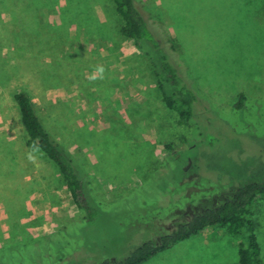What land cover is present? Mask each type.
<instances>
[{
    "label": "rangeland",
    "instance_id": "374dc122",
    "mask_svg": "<svg viewBox=\"0 0 264 264\" xmlns=\"http://www.w3.org/2000/svg\"><path fill=\"white\" fill-rule=\"evenodd\" d=\"M143 2L158 55L196 96L188 123L162 101L148 57L120 36L113 0H0V70L11 75L0 73V136L46 166L41 218L31 222L22 177L0 176L7 235L0 264L123 260L160 226L214 206L245 183H264L263 1ZM19 90L77 160L93 220L76 208L57 166L22 148ZM254 212L264 253V200ZM238 245L225 229L210 228L144 264H239Z\"/></svg>",
    "mask_w": 264,
    "mask_h": 264
},
{
    "label": "trees",
    "instance_id": "16d2710c",
    "mask_svg": "<svg viewBox=\"0 0 264 264\" xmlns=\"http://www.w3.org/2000/svg\"><path fill=\"white\" fill-rule=\"evenodd\" d=\"M262 1L264 3V0ZM113 2L123 22L120 28V36L132 40L136 48L148 57L153 67L157 87L162 95V101L168 109L178 113L181 125L188 123L194 117L192 106L196 101V96L184 85L176 68L168 62L167 57L164 54L161 57L158 55L162 46H158L157 40L153 38L150 32L153 26V15L149 13L145 2L143 0H113ZM115 51H118L117 48ZM67 63L68 61H63L59 65L60 75L63 76V79L66 78L65 67L68 66ZM24 64L25 62L22 61V66ZM36 65L39 69L44 68V66L41 67V64ZM6 72L0 70V73H4V76L10 79L11 75ZM26 73L29 74V72ZM15 76L22 77L19 73ZM52 79L55 80V78ZM13 98L19 109L21 125L27 137L22 148H25V151L43 154L47 160L49 159L57 166L76 208L83 213L85 220H93L96 216V210L89 201L85 188L87 180L82 174L77 160L46 129L32 97L27 91L19 90L13 95ZM16 147L17 143L14 140H7L0 136V176L2 173L5 174V178L11 174L20 175L22 177L21 189L24 187L23 184H28L30 188L35 182L31 173L36 170L37 158L28 159L30 158L29 155H25ZM165 148L167 151H172L173 144H167ZM5 181L8 187L9 179H5ZM32 190L34 188L30 189L29 192ZM29 192L28 198L31 197ZM263 200L264 183H245L229 196L221 198L220 202L214 206H207L199 211H194L187 217L179 216L169 228L160 226L161 229L156 233L155 239L143 242L125 259L110 260L103 264H144L177 243L199 236L210 228H223L239 242V264H264V253L257 236L254 212L255 206L261 204ZM33 201L34 198L31 199V202ZM23 204L26 207L24 200ZM29 216H31V211ZM31 221L34 220L30 218ZM2 230L0 229V239L3 240L2 244L4 245V236L7 235Z\"/></svg>",
    "mask_w": 264,
    "mask_h": 264
},
{
    "label": "crops",
    "instance_id": "0c3cea01",
    "mask_svg": "<svg viewBox=\"0 0 264 264\" xmlns=\"http://www.w3.org/2000/svg\"><path fill=\"white\" fill-rule=\"evenodd\" d=\"M263 3V2H262ZM256 7H258V5L256 6ZM259 8V7H258ZM261 8H262V10H264V3H263V6H262V4H261ZM261 45V44H260ZM260 45H257L255 48H257V47H259ZM254 48L252 47V49L251 50H253ZM135 54H133V56H134ZM28 159H31V158H28ZM27 159V160H28ZM24 161H26V159H24ZM46 169V166H42V167H40L39 165H36V170L34 171V172H32L31 174H32V178L33 179H35L34 181V185L32 186V187H30L29 188V185L28 184H23L24 185V187H23V190L24 191H26L27 192V196H28V192H29V190L30 189H33L34 188V190H32L31 192H29V194H31V197L30 198H28L27 196L26 197H22L21 199H23L24 200V202L27 204V205H30V208H32L31 209V216H30V218L32 219V220H35V219H37L41 214H38V212L40 211L39 209H40V206H38L37 207V201H38V199L39 198H41V196L40 195H43V190H45V184H44V182H42L41 183V178H43L42 177V175L45 173L44 172V170ZM38 174V175H37ZM30 178V177H29ZM26 180H28V178H26ZM45 179H43L42 181H44ZM22 182H24V180H22ZM32 198H34V201L32 202V204H33V207L31 206V199ZM42 200H43V198H42ZM37 216V217H36ZM39 218H41V217H39ZM5 237V239H6V237L7 236H4ZM2 242H3V240L2 239H0Z\"/></svg>",
    "mask_w": 264,
    "mask_h": 264
}]
</instances>
